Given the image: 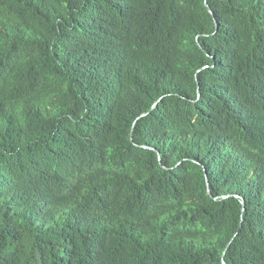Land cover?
<instances>
[{"label": "trees", "instance_id": "16d2710c", "mask_svg": "<svg viewBox=\"0 0 264 264\" xmlns=\"http://www.w3.org/2000/svg\"><path fill=\"white\" fill-rule=\"evenodd\" d=\"M264 264V0H0V264Z\"/></svg>", "mask_w": 264, "mask_h": 264}, {"label": "water", "instance_id": "95a60500", "mask_svg": "<svg viewBox=\"0 0 264 264\" xmlns=\"http://www.w3.org/2000/svg\"><path fill=\"white\" fill-rule=\"evenodd\" d=\"M223 264H225V262H223Z\"/></svg>", "mask_w": 264, "mask_h": 264}]
</instances>
